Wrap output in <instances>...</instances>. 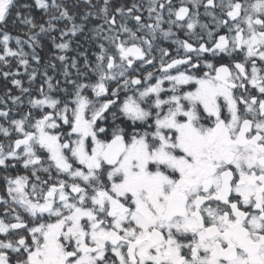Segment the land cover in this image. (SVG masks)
I'll return each mask as SVG.
<instances>
[{
	"label": "snow or ice",
	"instance_id": "obj_1",
	"mask_svg": "<svg viewBox=\"0 0 264 264\" xmlns=\"http://www.w3.org/2000/svg\"><path fill=\"white\" fill-rule=\"evenodd\" d=\"M0 264H264V0H0Z\"/></svg>",
	"mask_w": 264,
	"mask_h": 264
}]
</instances>
